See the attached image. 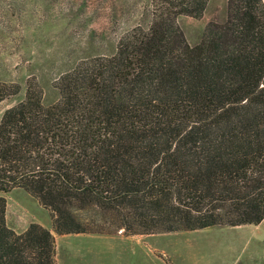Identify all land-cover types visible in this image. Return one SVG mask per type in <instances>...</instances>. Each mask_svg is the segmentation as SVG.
I'll list each match as a JSON object with an SVG mask.
<instances>
[{"label":"trees","instance_id":"obj_1","mask_svg":"<svg viewBox=\"0 0 264 264\" xmlns=\"http://www.w3.org/2000/svg\"><path fill=\"white\" fill-rule=\"evenodd\" d=\"M211 0H151V23L83 60L45 106L36 83L0 118V192L20 189L53 232L8 228L0 264H56L54 234L126 236L264 220V3L227 0L191 46L179 16ZM19 87L0 83V104ZM86 214V216H82Z\"/></svg>","mask_w":264,"mask_h":264},{"label":"rangeland","instance_id":"obj_2","mask_svg":"<svg viewBox=\"0 0 264 264\" xmlns=\"http://www.w3.org/2000/svg\"><path fill=\"white\" fill-rule=\"evenodd\" d=\"M150 1L37 0L35 24H0V83L19 87L16 95L0 104V118L7 108L25 99L28 83L37 84L43 105L56 103L55 83L62 74L83 60L112 55L124 34L138 26L149 27ZM226 1H209L200 18H177L191 46L200 42L211 15L222 13ZM26 3L14 0L10 12L22 19ZM15 194L26 195L14 189L0 192V197L12 199ZM105 236L115 244L116 264H252V259H264V220L256 226Z\"/></svg>","mask_w":264,"mask_h":264},{"label":"crops","instance_id":"obj_3","mask_svg":"<svg viewBox=\"0 0 264 264\" xmlns=\"http://www.w3.org/2000/svg\"><path fill=\"white\" fill-rule=\"evenodd\" d=\"M26 1L27 12L23 13L21 19L19 13L10 12L14 0H0V24H35L37 0ZM14 31L18 32L19 27L14 28ZM5 221L7 227L16 233L24 232L33 223L53 230L50 213L27 193L15 194L12 199L6 198ZM54 237L56 264H116L115 244L110 241V237L99 234H54ZM250 261L252 264H264V259Z\"/></svg>","mask_w":264,"mask_h":264}]
</instances>
